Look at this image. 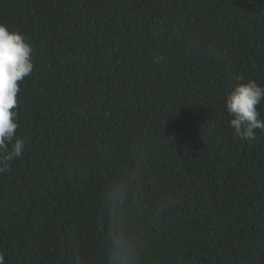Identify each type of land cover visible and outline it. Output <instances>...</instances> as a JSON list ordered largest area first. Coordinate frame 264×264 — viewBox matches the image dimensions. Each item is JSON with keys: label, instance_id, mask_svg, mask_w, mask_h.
Instances as JSON below:
<instances>
[{"label": "trees", "instance_id": "1", "mask_svg": "<svg viewBox=\"0 0 264 264\" xmlns=\"http://www.w3.org/2000/svg\"><path fill=\"white\" fill-rule=\"evenodd\" d=\"M0 24L34 64L4 264H264V131L224 104L264 87V0H0Z\"/></svg>", "mask_w": 264, "mask_h": 264}, {"label": "clouds", "instance_id": "2", "mask_svg": "<svg viewBox=\"0 0 264 264\" xmlns=\"http://www.w3.org/2000/svg\"><path fill=\"white\" fill-rule=\"evenodd\" d=\"M33 49L24 35L0 24V172L10 170V162L21 157L25 150L23 139L15 135L18 82L33 68ZM264 99V87L255 81L238 83L226 95L225 109L231 119L234 135L244 141L256 139V130L264 131V120L257 111ZM0 264L4 257L0 255Z\"/></svg>", "mask_w": 264, "mask_h": 264}]
</instances>
